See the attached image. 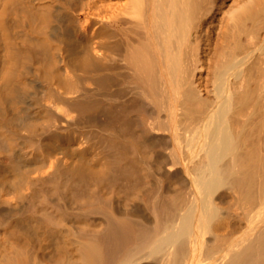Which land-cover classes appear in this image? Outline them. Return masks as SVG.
I'll return each mask as SVG.
<instances>
[{
  "label": "bare ground",
  "instance_id": "obj_1",
  "mask_svg": "<svg viewBox=\"0 0 264 264\" xmlns=\"http://www.w3.org/2000/svg\"><path fill=\"white\" fill-rule=\"evenodd\" d=\"M0 264H264V0H0Z\"/></svg>",
  "mask_w": 264,
  "mask_h": 264
}]
</instances>
